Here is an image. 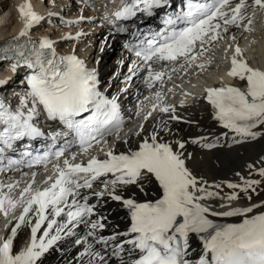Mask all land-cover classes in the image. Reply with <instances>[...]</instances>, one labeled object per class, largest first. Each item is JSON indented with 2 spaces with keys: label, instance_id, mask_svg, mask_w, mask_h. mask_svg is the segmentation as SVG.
<instances>
[{
  "label": "snow or ice",
  "instance_id": "1",
  "mask_svg": "<svg viewBox=\"0 0 264 264\" xmlns=\"http://www.w3.org/2000/svg\"><path fill=\"white\" fill-rule=\"evenodd\" d=\"M166 6L167 0L129 3L121 0L114 16L116 20H127L138 11L151 16L153 9ZM249 9L252 15L257 9L264 11V0H185L182 8L165 15L161 31L138 32V36L142 35L139 42L126 45L136 59L128 67L125 82L143 71L144 83L151 90L156 85L163 87L165 78L171 80L180 71L193 66L203 69L205 64L198 61L206 45L223 40L230 27L251 31ZM17 11L23 27L13 38L15 41L29 37L30 30L42 20L27 0ZM123 30L117 28V31ZM229 39L234 42L236 37ZM53 43L47 38L28 39L26 44L15 47L16 59L10 68L13 72L21 66L31 70L26 77L27 91L15 109L0 101V158L17 141L45 135L38 126L41 115L66 130L49 132L47 138L52 143L42 152L37 150L33 155L26 151L23 159H8L0 167V172L38 167L47 172L48 166H52L51 174L39 184L36 171L31 172L28 180L23 179L28 175L23 173L12 183L0 182V215L8 221L10 214L21 209L14 223L5 224L7 234L0 237V264H38L49 249L73 235V230L81 224L86 232L74 241L82 248L75 257L78 264H108L112 257L118 258L119 264H264V211L249 215L262 205L232 207L231 202L239 199L234 191L222 197L228 203L219 207L226 210L216 211L205 201L218 197L219 193L210 189H218L220 185H209L194 175L186 165L184 153L174 150L169 143L160 142L156 130L136 148L114 151L108 146L107 137L114 135L119 139L124 125L118 97H105L98 90L96 71L74 54L58 56ZM229 48L232 55L226 75L238 83L207 87L204 98L223 128L236 136L255 140L261 133L254 129L264 126V69L251 66L238 45L229 44L225 52ZM154 95L156 102L152 111L144 115L145 121L157 110L168 114L169 120L180 119L173 106L164 104L160 91ZM142 104L143 101L137 105V116ZM167 124L168 121L160 120L156 128L167 130ZM140 127L143 130L144 126ZM61 136L71 140L57 145L55 141ZM204 139H193L191 143L209 149L216 146L202 143ZM177 144L179 149H184L183 142L177 141ZM97 146L103 152V159L91 153ZM72 147L79 151H71ZM78 156L87 159L78 160ZM248 167L251 169L253 165ZM259 175L264 177V168L259 170ZM150 183L158 186L160 194L155 200L140 202L133 198L134 194L124 195L129 186L144 192L145 185ZM260 183V180H245L242 185L228 183L227 187L239 188L248 194ZM93 197L96 203L90 202ZM105 198L127 210L130 223L125 231L102 235L108 217L97 209L106 202ZM211 217H241L242 220L218 224ZM23 229H28L29 235L24 246L17 249L15 241ZM193 236L201 244L196 257H192Z\"/></svg>",
  "mask_w": 264,
  "mask_h": 264
},
{
  "label": "bare ground",
  "instance_id": "2",
  "mask_svg": "<svg viewBox=\"0 0 264 264\" xmlns=\"http://www.w3.org/2000/svg\"><path fill=\"white\" fill-rule=\"evenodd\" d=\"M41 1L42 0H27V2L31 4L33 11L41 17L51 9L48 5H58V2L53 0H48V5L45 3V0L44 2ZM62 1L66 2V0ZM62 1L61 7H63ZM78 1L79 0H75V2ZM25 2L26 0H5L1 3L0 25L1 22H5L4 17H6V14L1 16L5 9L9 10V12L12 10L14 18L12 20L11 17L12 26H8L9 30H5L6 32L0 30V35H6L7 33L16 31V28L21 29L23 27L17 9ZM258 14H262L264 18V11L257 9L255 14L252 15V10H248V15L252 17V24L249 26L251 28L250 32H245L243 27H230L228 32L224 33L225 38L223 40L206 45V50L198 61V63L205 64L203 69L193 66L187 69V71H180L173 74L172 80L184 77V81L188 82L190 85H184V87H182L183 82H179L178 84L174 83L171 88L164 83L163 87L156 85L151 90L148 89L144 83V76L146 74L143 71L137 72L132 76L130 81L125 82L126 77L129 75L128 67L134 59L128 57L125 49L126 44L121 42L117 28H123V31L128 30L127 22L118 21L119 25L117 27V23L114 20L115 17H107L109 21L105 20V22H103L101 19L99 21L98 18L97 20L81 21L79 25L86 24L89 27H95L94 25L98 24L97 27L99 29L101 28L97 35L89 36L90 44L87 49L81 53V55L87 54L85 57L86 60H84L94 68L96 74L99 75V79L101 80L100 87L102 88V86H105L114 96L118 95L119 102L126 112V115H130V113L134 112L135 119V116H137V105L140 104L138 101H143L141 106L143 111L137 116L140 118L138 123L132 125V127L128 129H124L119 134V139H117L114 145L111 144V146L122 152L127 151L130 147L135 148L139 142L156 130L160 142L169 143L174 150L184 153L186 165L194 175L198 178H202L209 185H220L218 189H210L218 192V197L213 200L205 201V203L213 205L216 211L226 210L225 208L219 207L222 203H228L225 199H222V197L234 191L237 192L239 199L231 202L232 207H247L261 204L262 206L260 208H254L253 213L249 215L259 214L264 211V177L259 175V170L264 168V126H259L257 129H254V131H259L261 133L255 140L236 136L230 130L223 128L220 123L212 117L209 104L205 102L204 93L201 89L195 91L194 84L197 79H202L204 70L213 65L217 58L223 59L232 55L231 48L225 52V48L228 47L229 44H236L243 51H246V53H244L246 59L254 58L257 60H264V46H256L260 41L259 38L263 39L262 41L264 43V26H262L264 19L259 20ZM135 17L138 19L140 18L139 16ZM136 18H134V20H136ZM243 23L246 24L247 21L245 20ZM40 29H42V27L39 28L38 26H34L29 34L33 35L40 31L45 37L52 39L51 41L53 42L55 41L52 38L53 36L50 37L49 35V31L51 30L50 26H48L45 31ZM65 33L69 32L65 31L64 34ZM233 35L236 37L234 42L229 39V37ZM126 36L128 37L129 33H127ZM94 39L95 42H93ZM95 43L96 46L94 45ZM64 47H68L67 44H65ZM261 68L264 69V67ZM5 71L10 72L11 68L6 67ZM5 76L10 77V75L6 73ZM166 81H168L167 78H165V82ZM12 86V82H9L7 79L2 78L0 80V91L4 90V88L8 91H12L10 89ZM166 88L172 89V91L169 92ZM189 88H192L193 91L186 96L185 91H188ZM156 91H160L163 94V102L165 105H171L175 108V115L180 117L179 120H169L168 114L160 113L158 110L153 111L152 116H150L148 120L145 121L143 119L147 112L152 111V105L156 102L154 95ZM177 92H179V95L175 98L174 94ZM9 93L10 92L7 94ZM145 97H148V99L145 100ZM14 101H18V98L14 99ZM182 101L183 106H181ZM160 120L168 121L167 130L160 131L156 128ZM141 125L144 126L143 130H141ZM136 133H139V135ZM200 138H206L202 140V143H214L216 146L209 149L202 147L201 144L191 143L193 139ZM125 140L128 141L127 144ZM177 141L185 144L184 149H179ZM236 141L240 142L237 143ZM249 164L253 165L251 169L248 167ZM237 173H239V175H237ZM245 180H260L261 183L258 186L254 185L253 187L256 190L254 192L250 190L248 194L241 192L239 188L230 189L227 187L228 183L242 185ZM157 188V185L150 183L146 184L145 191L141 192L135 186H129L124 190V195L130 196L134 194L133 198L141 201L156 195ZM96 190H99L98 185ZM249 195L251 199H248ZM105 200L106 202H102L101 206L97 209L99 213L108 217L105 221L107 227L102 235L108 236L113 232L125 231L129 225L127 210L115 201L108 198H105ZM90 202L96 203V198L93 197ZM211 219L215 222L222 221L224 223H239L242 220L241 217H211ZM73 232V235L64 237L49 249V251L41 257L38 264H78L75 257L82 248L76 246L74 241L78 236H83L86 229L84 225L81 224L78 225ZM26 234H29L28 229H23L19 233L15 241L17 249H19L20 242ZM121 239L126 238L122 237ZM191 243L192 248L195 249L192 253V257H196L201 251V244L198 237L193 236ZM96 247L99 248L100 246L97 245ZM125 247L127 248L129 246L125 245ZM123 255L127 258L126 253ZM108 264H119V260L116 257H112L109 259Z\"/></svg>",
  "mask_w": 264,
  "mask_h": 264
},
{
  "label": "rangeland",
  "instance_id": "3",
  "mask_svg": "<svg viewBox=\"0 0 264 264\" xmlns=\"http://www.w3.org/2000/svg\"><path fill=\"white\" fill-rule=\"evenodd\" d=\"M5 1V0H3ZM44 2V0H42ZM41 1V2H42ZM46 4L48 5V0H45ZM53 1H57L58 2V5L57 6H54V5H48V7L51 9L49 10L48 13H46V15H48L49 13H51V15L49 17H47L48 19H45V18H42V20L40 21V23L37 25L39 26V28L42 27V30H45L46 27L48 28V26H50L51 30L49 31L50 32V35L51 36H54L56 39H59L60 36H64L62 33V31H65V30H69L71 33H73V29L74 27H72V25L70 26H66V22H63L64 21V18H66V12L67 11H63L64 10V7H61V1L60 0H53ZM60 1V2H59ZM63 5V4H62ZM68 7H69V12H72V15L76 14L77 12H80L79 8L82 9L80 7V5L78 3H76L75 1L73 3H67ZM82 6V5H81ZM93 7L90 6V7H84L83 10L84 11H89V9L91 10V8ZM5 9L4 10V13L1 15V16H4L6 14V17H4V21L5 22H1V25H0V30H3V32H6L9 30V27L12 26V22H11V17H12V20L14 18V13L13 11L11 10L9 12V10ZM6 11V12H5ZM44 11V10H43ZM9 18V19H8ZM10 20V22H9ZM52 20V21H51ZM3 23V24H2ZM6 23V24H5ZM8 23V25H7ZM50 24V25H49ZM43 25V26H42ZM9 26V27H8ZM87 25H83L82 27H84V29L86 30H93V28H88L86 27ZM4 28V29H3ZM8 28V29H7ZM6 30V31H5ZM63 40V39H62ZM74 40L76 41V43L81 46V44H83L84 47H86L87 45H89V41H88V37H87V34H82V35H77V36H74ZM65 42V40H63L62 42H60L59 44L62 45V43ZM95 45V44H94ZM88 47V46H87ZM110 54V53H109ZM17 81V84L18 83H21V79L20 77H17V79H15Z\"/></svg>",
  "mask_w": 264,
  "mask_h": 264
}]
</instances>
